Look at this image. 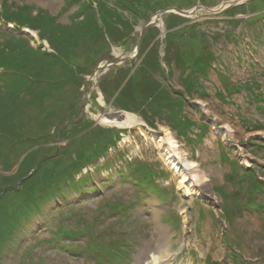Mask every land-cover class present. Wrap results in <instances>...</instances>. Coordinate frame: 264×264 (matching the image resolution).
<instances>
[{"label":"rangeland","instance_id":"rangeland-1","mask_svg":"<svg viewBox=\"0 0 264 264\" xmlns=\"http://www.w3.org/2000/svg\"><path fill=\"white\" fill-rule=\"evenodd\" d=\"M99 1L85 0L92 8L78 17L80 5L67 0H0V59L13 58L3 68L25 67L34 75L7 70V82L0 67V114L5 106H17L10 114L16 133L0 132V175L11 177L20 165L24 175L9 178L14 190L4 188L0 197L15 214L24 201L21 190L33 185L27 203L41 205L40 212L17 221L12 240L0 250V264H154L152 251L165 234L169 254L159 264H264V193L255 192L264 183V0H242L220 11L215 10L231 0H141L135 14L104 0L121 9L120 25L112 16L103 18ZM9 6L14 13L51 16L47 38L7 16ZM195 7L190 15L174 10ZM153 26L159 35L152 40ZM204 47L215 61L200 87L190 91L182 70ZM35 52L59 60L38 73L23 60L31 54L32 61L40 60ZM122 68L127 77L117 75ZM141 73L161 91L168 107L164 119L150 115L156 101L137 91ZM122 76L139 102L131 111L116 103L118 92L112 94ZM11 77L43 95L26 93L21 104L11 101L12 93L22 98ZM178 107L183 117L170 116ZM110 111L135 114L150 134L101 124L99 117ZM164 129L206 178L195 194L179 187L181 175L157 145ZM116 135V144L103 153ZM44 155L55 177L51 182L34 168ZM4 164L13 167L4 172ZM85 165L75 185L66 171ZM143 169L152 174L149 191L137 181ZM62 172L68 178L58 180Z\"/></svg>","mask_w":264,"mask_h":264},{"label":"trees","instance_id":"trees-1","mask_svg":"<svg viewBox=\"0 0 264 264\" xmlns=\"http://www.w3.org/2000/svg\"><path fill=\"white\" fill-rule=\"evenodd\" d=\"M140 1L141 0H116V2L119 3V5L122 7L121 9L126 10V11H130L133 14L137 13L136 9L138 8ZM84 2H85V0H67V3L70 6H73V5L74 6H77V5L79 6L80 5L79 8H78V11L76 13V16H78V17L85 16V14L83 12L85 10H89V9L92 8V7H90L91 5H89V4H91L90 2H85V3H89V4L83 5ZM98 6L101 9V12H102L101 15L103 16V18H105V20L106 19L107 20L110 19L111 16H112V17L116 18V20H118V24L120 23V21L121 22L125 21L124 17H122L121 13L119 12L121 10L120 8L117 10V9L112 8V7H108V6H106L104 0L99 1ZM10 8L11 7L9 6V9L7 11V16H10V14L15 15L12 19L15 20L19 25L21 23V25H23V26H26V27H29V28H32V29H38L39 30V35L41 37L47 38L45 33L48 30H51V29H47L46 26H48V24L52 23L53 19H51L52 18L51 16L47 15L45 17H42L41 14H38L35 17V16H30L28 13H25V14L22 13V12L14 13V9L13 8L10 9ZM23 11L24 12L26 11L25 10V6L23 7ZM41 11H43V10H41ZM9 12H10V14L8 15ZM118 12L120 13L119 15H118ZM44 13H46V12H44ZM119 16L121 17V19L119 18ZM174 17H175V19L176 18L177 19L181 18V16H178V15H174ZM180 20H184V18H181ZM52 24L50 26H52ZM166 26L169 27L170 24L166 23ZM43 28L46 29L45 32L42 30ZM97 29H98V26H97ZM120 29H121V27H120ZM99 30H100V28L97 31L99 32ZM149 31L152 32L151 33L152 34V36H151L152 40L155 39L159 35V30H158L157 27L153 26V27H151L149 29ZM98 32H94L93 34H95V36L98 37V35H99ZM42 33L45 34V35H43ZM100 33H101V31H100ZM153 46H154V44L150 47V49L154 48ZM143 47H144V44L142 42V45H140L139 49L142 50ZM206 49L207 48L204 47V50L198 56H196V58L192 61L191 65L190 66H187V65L185 66L184 65V69L182 70V75L184 77L183 82L186 83V85L188 86V90H190V91H195V90H197L198 87H200L201 84L199 83V79L201 77H203V78L207 77V72L209 71V69L211 68L213 62L215 61V56L211 52L206 50ZM31 50H32V52L34 54L35 50L34 49H31ZM35 55H37L38 58L40 59V60H37L38 62L37 61H32V57H31L32 54L29 55V56H24L23 60L27 61L29 66L31 64V66L37 68V69H35V68L34 69L37 70L38 73L41 72V71H47L49 69V64L51 65V63H55V62H57V60H59V59H54L53 56L46 57L44 54H42L43 57H45V59H44L42 57V55L40 53H38V52H35ZM164 57H166V55ZM12 59H13L12 57H9V58L7 57L6 61L3 60V59H0V60H2V61H0V67H2V69L5 70V72H4V74L2 76H4V78H6L7 82H8V80H10V77H8V75H6L7 70L15 71V72H17V75H20V73H24V74L29 75L31 77L34 76V75L30 74L28 72V69L25 68V67L24 68H20V67L16 66L17 70H12V68H9V69L3 68L9 62L12 63V61H13ZM16 59H17V56H16V58L14 60H16ZM15 64H18V62H16ZM154 64L155 63L153 61V64H151L150 67L151 68L154 67ZM156 69H157V67H156ZM157 70H158V72L160 70L163 71L159 64H158V69ZM116 72H117V75L121 74V75H125L126 76V74L129 71L126 68H122V69H120L119 71H116ZM142 74H143V77H141L140 81L137 83V85H138L137 91L139 90L138 92L141 95H143V94L147 95L148 94L151 99L156 101L157 105L155 103L156 107L151 110V112H150L151 114L150 115L155 116V118H157L159 120L160 119H164V118H162V116L163 117L165 116L166 111L168 110L167 109L168 107H166V105L163 104L161 99H160L161 91L158 89L156 83L153 80H150L149 77L144 76L145 75L144 73H141V76H142ZM36 75H38V74L36 73ZM167 75H168V77H170L169 73H167ZM125 76H122L121 82H119V84L117 85L116 89L113 88V93L112 94L114 95V93L118 92V94L116 96V99H117L116 103H118V105L122 109L131 111V107H132L131 105H135L137 103L139 104V102H136V100L134 99L135 97L133 95L134 94L133 91L135 89L131 86V82H129V79L126 80L127 76L126 77ZM11 78H12L13 81L15 80L14 79L15 77H11ZM166 79H168V78H166ZM66 82L67 83H73L71 80H66ZM143 83H145V84L143 85ZM14 84H15L16 87H20L21 88L20 93H22L21 100L19 99L18 96L14 97L15 93H12L11 101H14L16 103L18 101V103L21 104L22 101H23V95L26 94V93H30L32 96L34 95V97H41L43 95V93H44L43 90L39 91V92L28 91V88H29L27 86L28 82L26 80H23V79H22V82L20 80H15ZM5 85H7V83ZM24 85H25V87H23ZM45 85H48V82L45 83ZM121 85H122V88L120 89V91H118V89L121 87ZM102 88H103V86H102ZM24 89H25V91L22 92V90H24ZM103 89H105V88H103ZM111 91H109V92H111ZM105 92H106V89H105ZM185 92H186L187 95H189V93H190L187 90ZM166 98H169V97L166 96ZM124 99H125V101H124ZM171 103H169L168 106H170ZM180 103H182V100H181V102L178 103V105H180ZM16 107L17 106L15 104H11V106L9 108L5 106V113L4 114L3 113L0 114V116H1V118H0V123H1L0 132H8L9 130H12L14 133H16L13 130V129H16V126L10 120V118L12 117L11 115H13L14 110L17 109ZM134 108L136 109L138 107L135 105ZM181 113H182V108L178 107V109L176 111L171 110L169 112V115L170 116H174V118L177 117V116H179V118H182L183 116H182ZM1 119H3V123L1 121ZM176 119L179 120L178 118H176ZM165 120H168V119H165ZM185 120H187V119L186 118L183 119L182 122L185 123V126H186L185 131H187L191 127V124H190V122L186 123ZM179 121H181V120H179ZM15 137L19 139L20 135L16 134ZM119 138H120V136L116 135V137L111 139L110 142H107L108 144L104 146V152L103 153H105L107 151V149H109L110 147L115 145ZM262 147L264 148V145ZM32 153L33 154L36 153V155H39V153H37V152H32ZM47 157H49V156H46V155L42 156L41 159L38 161V163H36L34 168H37L36 171H39L40 169H43V173H42L43 176L44 175L46 176V178L48 179L47 182H51L52 179H54L55 177H53L54 174L49 172L51 169H47L46 166H45V161L50 160ZM33 159H34V157H33ZM57 160L58 159L56 158L55 161H57ZM21 166L22 165H20V167L17 169V172H15L11 177H8V176L2 177V175H0V177H1L0 192H2V190L4 188H9L10 187L12 189L13 184L11 185L9 183L10 182V181H8L9 178H11V179L15 178V180L18 181V180L21 179V178L18 177V173L21 175V177L24 176L21 173L22 170H19L20 168H22ZM24 166L29 167V168L33 167L31 165H28V164L27 165L24 164ZM12 167H13L12 165L4 164L2 169H3L4 172H7ZM85 167H86V165L85 166H80L75 171H72L71 168L66 171L69 174V178L73 179L76 182L75 185L79 184L78 183L79 180L76 181V179H75L76 174L81 172L82 169L85 168ZM143 171L147 172V169H143ZM143 171H142V176H140L139 180H137V181L144 182L143 184L148 190V188L150 187L149 183H151L153 181V178L151 177L152 174L150 175L148 172L144 173ZM64 174H65V172L60 173V175L58 176L57 179L61 180V179L68 178V177H64ZM34 177H36V175L32 174L30 179H32ZM261 184L262 185L260 187L259 186L256 187V193H259V192L264 193V183L261 182ZM32 187H33V185H29V186L25 185V187L21 190V195H23L24 201L21 203L22 205L20 204L16 209H14V211L16 212L15 214L7 212V209H5L3 207V205H2L3 197H0V250L1 251H2L3 247L4 248L6 247V245H7L6 243H9L12 240V231H13L14 228H16L17 221H21L24 217H28L30 214H32L34 212H36V213L40 212L37 207H41V205L34 204L33 206L31 205V207H30V205L27 203V200H32L33 199ZM10 188L7 191H10ZM12 190H14V189H12ZM256 193H253V194H256ZM46 195H47V193H46ZM23 205H25V207L27 209L24 208V207L22 208ZM0 254H1V252H0Z\"/></svg>","mask_w":264,"mask_h":264},{"label":"bare ground","instance_id":"bare-ground-1","mask_svg":"<svg viewBox=\"0 0 264 264\" xmlns=\"http://www.w3.org/2000/svg\"><path fill=\"white\" fill-rule=\"evenodd\" d=\"M99 100L100 102H103L102 98ZM99 119L101 124L107 126H115L119 129H146V132L150 134V130L144 127L145 122L130 112L110 111L104 115H101ZM157 145L159 148H161V150H163V154L168 164L174 169L175 172L181 175L179 187L184 188L185 193L195 194V192L198 191L196 189H198L199 186L204 185L206 181V178L199 173L200 171L198 169V164L192 160L186 159L184 156V151L181 149L178 141L174 138L172 133L166 129L162 131L161 137L158 138ZM168 240L169 237L166 234L159 237V240H157L158 243L155 249L152 251V263L159 264V262H163L162 258L165 257L168 252Z\"/></svg>","mask_w":264,"mask_h":264},{"label":"water","instance_id":"water-1","mask_svg":"<svg viewBox=\"0 0 264 264\" xmlns=\"http://www.w3.org/2000/svg\"><path fill=\"white\" fill-rule=\"evenodd\" d=\"M240 3H242V0H231L230 2H228L227 5H222V6L218 7V8H216L215 11H220L221 9H226V8H228V7H231V6H236V5L240 4ZM204 7H205V6H204ZM205 8H206L207 11H214V10H210V9L207 8V7H205ZM195 9H197V7L193 8V9L190 10V11L182 10V9H179V8H174L175 11H178L179 13H182V14H184V15H190V14H192V13L195 11ZM159 13H162V11L159 12ZM159 21L161 22V20H159ZM147 24H149V22H147ZM139 46H140V43L137 44V48H138V49H139ZM102 67H103V66H102ZM102 67H100V68H98V69H101Z\"/></svg>","mask_w":264,"mask_h":264}]
</instances>
